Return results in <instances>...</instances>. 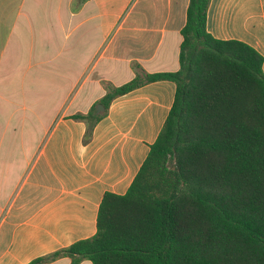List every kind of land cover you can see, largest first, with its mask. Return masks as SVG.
<instances>
[{
  "label": "crops",
  "instance_id": "0c3cea01",
  "mask_svg": "<svg viewBox=\"0 0 264 264\" xmlns=\"http://www.w3.org/2000/svg\"><path fill=\"white\" fill-rule=\"evenodd\" d=\"M189 4L0 0V264H29L93 237L105 193H127L176 84L153 82L96 108L88 144L87 122L73 117L138 74L177 71ZM207 31L264 57V0H211Z\"/></svg>",
  "mask_w": 264,
  "mask_h": 264
},
{
  "label": "trees",
  "instance_id": "16d2710c",
  "mask_svg": "<svg viewBox=\"0 0 264 264\" xmlns=\"http://www.w3.org/2000/svg\"><path fill=\"white\" fill-rule=\"evenodd\" d=\"M210 2L190 0L177 71L138 74L100 101L158 81L177 87L127 193H105L93 237L29 264H264V57L208 33ZM73 118L87 122L90 143L96 107Z\"/></svg>",
  "mask_w": 264,
  "mask_h": 264
},
{
  "label": "rangeland",
  "instance_id": "374dc122",
  "mask_svg": "<svg viewBox=\"0 0 264 264\" xmlns=\"http://www.w3.org/2000/svg\"><path fill=\"white\" fill-rule=\"evenodd\" d=\"M99 105H101V106H99ZM99 107H100V110H102L103 109V104H98L97 106H96V108H97V112H98V110H99Z\"/></svg>",
  "mask_w": 264,
  "mask_h": 264
},
{
  "label": "water",
  "instance_id": "95a60500",
  "mask_svg": "<svg viewBox=\"0 0 264 264\" xmlns=\"http://www.w3.org/2000/svg\"><path fill=\"white\" fill-rule=\"evenodd\" d=\"M99 106H101V105H99ZM103 109H104V107H103ZM99 110H100V107H99ZM99 110H98V113H99Z\"/></svg>",
  "mask_w": 264,
  "mask_h": 264
}]
</instances>
